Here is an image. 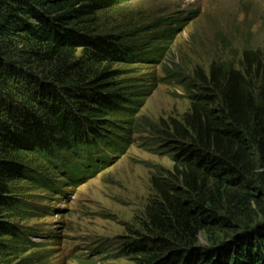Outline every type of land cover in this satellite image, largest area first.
I'll return each mask as SVG.
<instances>
[{
    "label": "trees",
    "instance_id": "trees-1",
    "mask_svg": "<svg viewBox=\"0 0 264 264\" xmlns=\"http://www.w3.org/2000/svg\"><path fill=\"white\" fill-rule=\"evenodd\" d=\"M122 1L0 0V256L26 240L11 219L23 214L12 185L31 175L27 153L70 173L78 158L109 150L107 117L127 99L111 68L137 52L99 27V13ZM244 60L187 86L196 89L187 128L167 141L174 170L155 180L157 196L122 256L264 264V58L245 51Z\"/></svg>",
    "mask_w": 264,
    "mask_h": 264
},
{
    "label": "rangeland",
    "instance_id": "rangeland-1",
    "mask_svg": "<svg viewBox=\"0 0 264 264\" xmlns=\"http://www.w3.org/2000/svg\"><path fill=\"white\" fill-rule=\"evenodd\" d=\"M99 27L137 52L111 68L127 99L107 117L109 150L97 161L78 158L70 173L26 154L31 175L12 185L23 214L11 219L26 240L0 264H137L122 250L142 230L155 180L174 170L167 141L187 128L196 92L187 86L213 66L241 68L245 51L264 58V0H124L99 13Z\"/></svg>",
    "mask_w": 264,
    "mask_h": 264
}]
</instances>
